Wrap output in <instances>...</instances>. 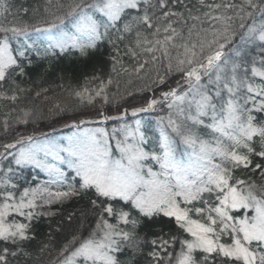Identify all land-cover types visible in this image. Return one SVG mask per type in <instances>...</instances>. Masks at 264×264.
<instances>
[{
  "label": "snow or ice",
  "instance_id": "6c2138e0",
  "mask_svg": "<svg viewBox=\"0 0 264 264\" xmlns=\"http://www.w3.org/2000/svg\"><path fill=\"white\" fill-rule=\"evenodd\" d=\"M0 264H264V0H0Z\"/></svg>",
  "mask_w": 264,
  "mask_h": 264
},
{
  "label": "trees",
  "instance_id": "16d2710c",
  "mask_svg": "<svg viewBox=\"0 0 264 264\" xmlns=\"http://www.w3.org/2000/svg\"><path fill=\"white\" fill-rule=\"evenodd\" d=\"M39 0H11L13 5V11L20 7L21 5L29 6L30 4H35ZM112 54L111 48L108 46L107 42H102L99 49L91 52L87 58H82L78 54L69 53L67 55L59 54L54 56L51 61L43 58H38V63L30 70V77L26 81V86L31 84L34 88L48 87L50 90L48 95L54 97V99L59 100L62 104L72 102L69 100L66 89L71 87H77L85 83L87 77H92L93 75H99L102 78L106 77L110 69L109 55ZM125 62L128 63L127 57H125ZM47 70V72H46ZM63 85V88L60 87ZM115 89L113 88V91ZM42 99V98H41ZM41 100L38 99L28 104V107H33L40 104ZM23 106V105H22ZM43 123V121H41ZM111 122L108 127H112ZM35 127L34 125L26 126ZM59 124L57 129H61ZM43 131H50V129L44 128ZM71 133L67 129L63 134ZM62 135V134H61ZM45 177L41 174L38 179H44ZM75 207V204H70L67 206L69 210ZM58 219V218H57ZM55 226V220L53 221ZM48 225L46 221H41L37 225V241L45 239V234L48 232ZM154 230H159L157 226ZM124 259V257H122Z\"/></svg>",
  "mask_w": 264,
  "mask_h": 264
},
{
  "label": "rangeland",
  "instance_id": "374dc122",
  "mask_svg": "<svg viewBox=\"0 0 264 264\" xmlns=\"http://www.w3.org/2000/svg\"><path fill=\"white\" fill-rule=\"evenodd\" d=\"M67 130V128H63V129H58V131H57V134L58 133H62V132H65ZM71 133H68V134H64V135H60L59 137H64V136H67V135H70ZM43 175V174H42Z\"/></svg>",
  "mask_w": 264,
  "mask_h": 264
}]
</instances>
